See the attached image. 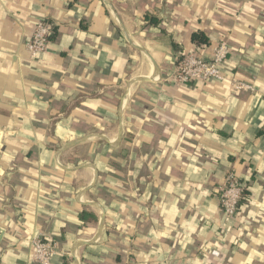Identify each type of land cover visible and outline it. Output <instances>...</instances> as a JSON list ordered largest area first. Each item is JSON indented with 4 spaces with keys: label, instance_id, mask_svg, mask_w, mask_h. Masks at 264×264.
I'll use <instances>...</instances> for the list:
<instances>
[{
    "label": "crops",
    "instance_id": "0c3cea01",
    "mask_svg": "<svg viewBox=\"0 0 264 264\" xmlns=\"http://www.w3.org/2000/svg\"><path fill=\"white\" fill-rule=\"evenodd\" d=\"M223 41V78L173 81ZM0 226V264L37 239L50 264H264V0H0Z\"/></svg>",
    "mask_w": 264,
    "mask_h": 264
},
{
    "label": "built area",
    "instance_id": "2783aa9c",
    "mask_svg": "<svg viewBox=\"0 0 264 264\" xmlns=\"http://www.w3.org/2000/svg\"><path fill=\"white\" fill-rule=\"evenodd\" d=\"M52 27L44 20L37 21L33 35L27 43V50L33 59L45 53L49 48V35ZM230 48L225 41L221 42L215 49L211 58H202L195 53L185 54L179 61L174 73L173 81L177 84H188L192 82H207L210 79L223 78L222 64L227 60ZM237 88H248V85L236 82ZM220 197L224 211L232 217L238 215L239 203L244 194V184L236 175H229L226 182L220 187ZM35 259L40 264H50L55 253V247L50 242L42 239L35 240ZM218 255V251H213Z\"/></svg>",
    "mask_w": 264,
    "mask_h": 264
},
{
    "label": "trees",
    "instance_id": "16d2710c",
    "mask_svg": "<svg viewBox=\"0 0 264 264\" xmlns=\"http://www.w3.org/2000/svg\"><path fill=\"white\" fill-rule=\"evenodd\" d=\"M52 37L53 35H51L50 33L49 38L51 39ZM193 40L197 46L202 47V48L207 47L210 44L209 38L203 32L194 33Z\"/></svg>",
    "mask_w": 264,
    "mask_h": 264
},
{
    "label": "water",
    "instance_id": "95a60500",
    "mask_svg": "<svg viewBox=\"0 0 264 264\" xmlns=\"http://www.w3.org/2000/svg\"><path fill=\"white\" fill-rule=\"evenodd\" d=\"M5 233H6V228L3 226H0V244L2 243L4 239Z\"/></svg>",
    "mask_w": 264,
    "mask_h": 264
}]
</instances>
